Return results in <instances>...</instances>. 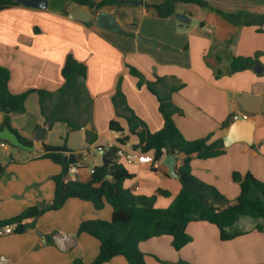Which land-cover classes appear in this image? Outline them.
Returning a JSON list of instances; mask_svg holds the SVG:
<instances>
[{"label":"crops","instance_id":"1","mask_svg":"<svg viewBox=\"0 0 264 264\" xmlns=\"http://www.w3.org/2000/svg\"><path fill=\"white\" fill-rule=\"evenodd\" d=\"M125 1H142L143 5L122 3L94 14L67 0H48L46 10L20 5L0 11V66L10 72L9 90L15 95L35 91L28 95L25 111L11 116V125L36 147L33 152L0 147V163L4 167L0 175V221L54 199L53 177L61 174L62 167L40 158L44 145L65 144L70 150L83 153L84 165L77 173L82 182L90 181L91 172L100 161L99 147L108 150L113 145L142 154L137 147L138 137L130 133L124 103L151 133L160 131L164 120L159 101L148 87L158 79L161 81L154 86L157 94L170 95L181 111L174 115V122L186 140L211 137L212 142L230 141L224 145L223 155L192 160L194 176L229 200L240 194V187L232 180L233 172H250L264 182V26L260 33L255 26H235L213 10L185 5H179L177 13L186 15L188 22L179 21L175 15L162 19L144 3L159 5L164 0ZM206 1L225 12L264 14V7L242 4L247 0ZM79 9L93 15L111 14L121 31L100 29L95 18L84 23L68 17V13ZM210 49L221 52L219 62L207 56ZM226 52L245 58L260 53L257 58L261 73L249 69L216 77V69L225 72L228 68ZM69 55L87 69L84 86L90 103L88 114L74 103L65 107L64 114L56 113L63 106L57 93L65 84L62 69ZM130 68L140 73L141 83ZM174 87L179 89L172 92ZM37 91L53 96L42 102ZM118 93L123 96L116 100L119 104L115 101ZM234 115L239 119L234 121ZM242 115H248V119ZM56 117V122L50 120ZM3 119L0 114V125ZM48 121L51 127L44 140L35 142L36 129ZM112 121L118 122L123 131L111 130ZM225 122L226 128L222 126ZM88 132L94 136L92 142L87 139ZM122 137H129L124 144L119 142ZM146 155L154 158L153 153ZM169 156H162L159 170L117 160L133 175L123 187L134 195L156 196V208L170 207L182 185L179 178L169 175ZM160 189L170 195L158 196ZM112 212L107 203L97 210L91 202L70 198L59 210L24 221L35 223L27 232L0 237V255L11 264H74L77 258L91 263L99 254L100 242L88 234H78L79 226L88 220L110 221ZM241 217L230 231L241 234L229 241L220 240L215 225L197 220L189 223L191 242L180 251L173 248L172 237L167 235L142 242L139 248L147 264H264V223L246 224ZM239 222L242 225L236 228ZM104 264L129 263L117 256Z\"/></svg>","mask_w":264,"mask_h":264},{"label":"trees","instance_id":"2","mask_svg":"<svg viewBox=\"0 0 264 264\" xmlns=\"http://www.w3.org/2000/svg\"><path fill=\"white\" fill-rule=\"evenodd\" d=\"M67 1L78 7L88 8L95 14L106 7L122 5L125 0ZM252 1L264 2V0ZM20 5L16 0H0V11ZM179 5L213 10L235 26H255L258 28V32L263 31L264 14L245 10L225 12L211 6L206 0H164L159 5L144 3L146 8L153 9L162 19L177 14ZM258 55L254 58H245L236 57L228 52L224 53V57L229 62L228 68L225 72L216 69V77L253 69L254 66L259 65ZM220 60L221 56L217 58L218 62ZM130 72L139 77L141 83L140 73L134 68H130ZM86 73L85 65L79 63L72 55L67 57L62 69L65 84L57 93L63 106H59L57 114H64L65 107L70 106V103L83 107L84 113H89L90 103H88L84 86ZM9 80V70L0 66V114L4 117L0 129L8 126L19 136L22 143L33 145L32 141L25 139L12 128L11 116L25 111V101L28 95L35 91L20 95L12 94L8 87ZM160 81L158 79L157 83L148 84L149 90L158 98L159 112L164 120L163 128L160 131L151 133L147 126L127 107V104L124 103V105L130 133L138 137L137 147L141 152L143 154L153 153L155 159H161L164 154L176 157L175 170L182 188L170 207L156 208V196L134 195L123 187L125 181L132 179L133 175L117 163V146L105 150L102 155L103 163L94 166L89 182H82L70 180L67 176L71 166L75 165L80 168L84 165L83 153L72 151L65 144L60 147L44 145V154L40 158L49 159L62 167L61 174L53 177L55 182L54 199L50 202H41L25 209L15 217L0 221V227L15 224L13 233L23 234L35 226L34 222L27 224L24 221L35 220L46 212L59 210L70 198L91 202L97 210H101L107 203L113 209L110 221L88 220L82 222L78 229V234H88L100 242L99 254L91 263H85L82 259L77 258L74 260V264H104L117 256L124 257L129 264H147L145 254L139 248L140 243L167 235L172 237L173 248L180 251L191 242L187 227L192 221H205L215 225L220 232V240L229 241L241 234L227 230L235 224L239 217L250 216L264 220V182L257 179L252 173L233 172L232 180L240 187V194L234 200H229L214 186L204 183L193 175L192 160L210 159L223 155L225 153L224 143L222 140L212 142L210 141L211 137L195 141L186 140L174 122V115L181 114V111L173 104L170 95L161 96L154 88ZM178 89L179 87H174L172 92ZM37 93L42 102L45 98L53 96L52 93L45 91H37ZM118 98H123L121 93L116 95L115 101ZM116 102L120 103L119 100ZM50 120L56 122L59 119L56 117ZM222 126L228 127V122ZM72 129L74 130L76 127H72ZM110 129L116 132L123 131L116 121L110 122ZM128 138L122 137L119 142L124 144ZM87 139L90 142L94 140L92 133H87ZM10 147L18 149L11 145ZM3 171L4 167L0 163V175ZM157 195L168 197L170 194L160 189ZM258 228L260 229V227ZM177 264L188 263L180 261Z\"/></svg>","mask_w":264,"mask_h":264},{"label":"water","instance_id":"3","mask_svg":"<svg viewBox=\"0 0 264 264\" xmlns=\"http://www.w3.org/2000/svg\"><path fill=\"white\" fill-rule=\"evenodd\" d=\"M16 1L25 7L39 9V10H46L49 7L48 0H16ZM123 3L133 4V5H143L142 1L132 2V3L123 1ZM67 15L72 20L81 21L84 23H89L93 20V18H95V24L100 29L106 30L110 33H119L121 31L118 23L116 22L115 17L106 12H101L96 15H93L83 9H79L76 11H72ZM175 16L179 21L182 22L189 21L188 17L181 13H177L175 14ZM260 70H261L260 65H256L253 67V71H255L256 73H261ZM237 125L238 124L234 125L232 129H235ZM50 127H51V122L49 121L44 126L38 127L34 133V137H33L34 141L37 143H41L44 140V137L47 131L50 129ZM0 141H5L13 147L28 152H33L36 149L34 145H27L22 143L20 141L19 136L16 133H14L8 126H5L3 129H0ZM229 144L230 141L228 139L224 140L225 146H228ZM168 161L169 162L166 163V165L169 168V175L178 178V175L176 174V170H175V162H176L175 156L170 155ZM102 163H103V156L100 155V161L98 162L97 165H101Z\"/></svg>","mask_w":264,"mask_h":264},{"label":"built area","instance_id":"4","mask_svg":"<svg viewBox=\"0 0 264 264\" xmlns=\"http://www.w3.org/2000/svg\"><path fill=\"white\" fill-rule=\"evenodd\" d=\"M242 118L247 120L248 119V115H242ZM232 119L234 121L239 119L238 115H234L232 117ZM0 147L3 150H8L10 145L5 142V141H0ZM114 147L113 145H110L109 148ZM117 153H116V159H124L126 161L127 164L130 165H149L153 170H159L161 168V159H155V158H151L148 155H144L142 154H134V153H130L125 151L124 149L117 147ZM99 155H103L105 152V149L102 147H99L97 149ZM77 173H78V167L77 166H71L69 169V173L67 178L73 181L78 180L77 178ZM138 189V187H137ZM15 227V224H11V225H4L0 227V237L2 236H6L9 235L11 233H13V229ZM0 264H11L10 261L8 260L7 257L0 255Z\"/></svg>","mask_w":264,"mask_h":264},{"label":"rangeland","instance_id":"5","mask_svg":"<svg viewBox=\"0 0 264 264\" xmlns=\"http://www.w3.org/2000/svg\"><path fill=\"white\" fill-rule=\"evenodd\" d=\"M242 4H248V5H250V7L251 6H254V7H264V2H256V1H252V0H247L246 1V3L243 1L242 2ZM208 15V14H207ZM214 50L216 51V52H214ZM220 54H221V52L220 51H217L216 49H210V51L208 52V54H207V56H213L214 58H218V57H220ZM226 56V55H225ZM218 66L220 67V64H218ZM74 105L76 106V104L74 103ZM243 218H244V220L243 221H245L246 222V224H250V223H253V222H255V221H262V223H264V220L263 219H259V220H257V219H255V218H253V217H250V216H242ZM241 217V218H242ZM241 225H242V222H239L237 225H236V228H238V227H241ZM234 228H230L228 231L230 232V231H232Z\"/></svg>","mask_w":264,"mask_h":264}]
</instances>
